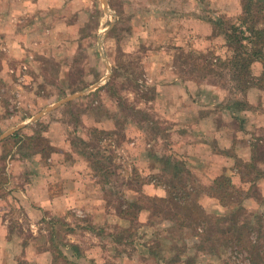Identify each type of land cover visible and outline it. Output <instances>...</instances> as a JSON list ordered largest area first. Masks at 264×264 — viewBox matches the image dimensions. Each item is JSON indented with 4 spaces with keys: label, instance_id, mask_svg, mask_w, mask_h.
<instances>
[{
    "label": "rangeland",
    "instance_id": "1",
    "mask_svg": "<svg viewBox=\"0 0 264 264\" xmlns=\"http://www.w3.org/2000/svg\"><path fill=\"white\" fill-rule=\"evenodd\" d=\"M107 1L111 14L102 0H0V137L27 126L0 141V197L16 159L37 189L29 201L45 203L50 185L55 199L66 195L51 211L70 204L40 221L38 208L9 203L4 220L26 244L38 237L53 264H66L64 255L80 264L68 243L83 253L100 242L103 264H250L248 240L264 261V129L252 127L264 122L249 106L233 112L246 94L201 67L230 53L218 23L239 25L246 0ZM250 138L252 153L239 145ZM77 139H90L107 168L78 155ZM171 191L195 204L191 221L188 205L151 207L147 197ZM143 198L144 209L127 210ZM224 228L243 234L241 247L226 245Z\"/></svg>",
    "mask_w": 264,
    "mask_h": 264
},
{
    "label": "trees",
    "instance_id": "2",
    "mask_svg": "<svg viewBox=\"0 0 264 264\" xmlns=\"http://www.w3.org/2000/svg\"><path fill=\"white\" fill-rule=\"evenodd\" d=\"M258 2V4H257ZM256 0H246L243 4V9L241 14L239 15V18L237 19L239 25L236 23L228 22H219L221 31H219L216 36L223 35L225 38V47L230 51V53L225 56V58H217L216 64H213V62L209 61L207 64H202V68L205 70V76L209 74H217L219 72V77L225 82L233 84L231 90L234 92H240L242 95H245L247 91L252 87H257L262 92V100L264 101V0L261 1ZM214 22V21H213ZM216 24V23H213ZM219 34V35H218ZM200 59H203V56L200 57ZM262 63L263 72L260 76H255L253 72V66L255 63ZM217 66H219L220 70L217 71ZM221 68L223 71H221ZM227 71L225 73L224 71ZM248 106L247 102H243V100H235L233 104L230 106V109L233 112H238L246 109ZM31 129V128H30ZM102 132H100L101 134ZM98 134V132H97ZM19 134H15L13 137L16 138V136ZM99 135V134H98ZM73 141V140H72ZM79 141L78 143L74 144L72 142V146L75 147H81L79 149H76V152L78 155H80L82 158H84L87 162H89L93 167L97 168L98 170H104L107 167L105 166V162L107 161L105 154L100 150H95L91 146V140H82L77 139ZM44 149V148H42ZM38 154L43 153V150L40 152H37ZM166 158V159H165ZM164 160H161L162 163L170 167L172 165L173 161L169 157L161 158ZM47 160V159H46ZM104 162V167L102 166ZM166 170H168L166 168ZM221 179H216L215 183H217L218 186H222L220 182L225 183L231 182V179L226 177H220ZM231 183H229L227 186H231ZM234 187V185H233ZM235 188V187H234ZM179 191V190H178ZM170 198H161V197H147L148 201L151 203V207L157 206V205H165L166 211H174L177 209L185 208L186 205L190 207V214L186 215L183 221H186L185 219H188L189 221L192 220V217H195V210L194 205L188 204L185 201L179 200V198L173 197L174 191L169 192ZM176 199V200H175ZM146 199H141L140 201L134 200V201H126L127 210H130L133 207H136L140 210L144 209V207L140 204L141 202H145ZM174 200L176 202H174ZM183 203V204H181ZM164 204V205H163ZM183 205V206H181ZM124 210V209H123ZM159 210V209H158ZM121 215H125L124 211H120ZM226 218L227 216L224 215ZM204 219V218H201ZM236 228L234 224H230V229ZM225 229L223 232V241L226 243V245L232 247V245L240 246V240L244 238L243 234L240 232L238 236L234 233L233 230ZM238 233V231H237ZM236 237V238H235ZM159 241V248L162 244V240ZM248 240L247 246L243 245V249L248 252V259L250 260V264H260L262 263L261 253L263 248L258 244V242ZM74 253L76 259H80L82 256V252L80 248L72 243L66 244ZM225 247V246H223ZM159 248H157L154 252V250H150L152 253L159 254V251H157ZM61 253V252H59ZM256 254V255H255ZM264 257V253H262ZM160 257V256H159ZM66 264H77L72 262L68 256L64 255L63 257ZM264 259V258H263ZM194 260L191 261V263L186 262L185 264H193ZM264 264V261H263Z\"/></svg>",
    "mask_w": 264,
    "mask_h": 264
},
{
    "label": "crops",
    "instance_id": "3",
    "mask_svg": "<svg viewBox=\"0 0 264 264\" xmlns=\"http://www.w3.org/2000/svg\"><path fill=\"white\" fill-rule=\"evenodd\" d=\"M253 66V71H255V65ZM255 75V74H254ZM257 76V75H255ZM246 101L249 106L250 111H258V114L254 115L259 117L264 122V111H261L258 109L263 102L262 100V92L257 87L250 88L246 93ZM263 126H252L255 130V128L261 127L264 129ZM24 128H27L24 127ZM254 140L252 138L247 139L240 143L239 145H246L248 144V147L250 148V152L252 153V149L255 146ZM235 149L237 151V148L235 146ZM240 154V153H238ZM244 154H242L243 156ZM241 156V155H240ZM34 159L42 161V158L38 155ZM53 158H49L48 160L50 162H53ZM19 162V161H18ZM17 160H11L7 162L6 165V171L8 172V179H10V182H8V192L6 193V196L0 197V264H53V257L49 252L46 250H40L39 246H37V242L41 243L40 240H38V237L34 239V241L30 244H26L23 238H19L11 229L9 223L4 220L3 216L10 212L9 203L12 205H23L24 209H27V213L31 214L33 211H35V208H38V211L40 212V221H43L44 217H47V214H57L58 216L62 217V214H67V212L70 210V204L66 203V208H59L55 211L52 210V204L54 208V204L58 199L66 198L65 193L60 194L56 199L55 197H52L50 194V185H47L46 187V202L43 203L41 201L35 202L34 200L29 201L30 196L35 191L37 192V189L34 188L30 181L28 180V177L26 175V167L23 160L21 161L24 166L22 167L20 163H18ZM47 164V163H46ZM64 195V196H63ZM1 201L4 202V204L1 203ZM15 205V206H16ZM35 214V213H34ZM38 217V214H35ZM34 222V221H33ZM35 223V222H34ZM36 224V223H35ZM34 224V226H35ZM78 245H80L79 242H74ZM42 244V243H41ZM39 244V245H41ZM103 242H100L99 244H95L93 247H91L88 250H85L82 253V256L80 259V264H103L102 260L103 258L99 255L103 254L102 246ZM18 246V248H17ZM17 248L15 252L11 253L12 255L8 254L9 252L13 251L12 249ZM68 256V255H66ZM118 257L123 261L124 257L122 254H118ZM68 258L72 259L71 256H68ZM127 255L125 257V261L127 260ZM165 259V256H161V258L158 260L163 261ZM165 262L168 263V261L165 259ZM196 264V263H193Z\"/></svg>",
    "mask_w": 264,
    "mask_h": 264
},
{
    "label": "water",
    "instance_id": "4",
    "mask_svg": "<svg viewBox=\"0 0 264 264\" xmlns=\"http://www.w3.org/2000/svg\"><path fill=\"white\" fill-rule=\"evenodd\" d=\"M102 2H103V8H104V11H105L106 13L111 14V12H110V8H109V5H108V1H107V0H102ZM76 97H77V96H72V97H70V98H67L65 101H63V102H61V103H58L56 106H53V107L49 108L47 111H49V110H51V109H53V108H55V107H57V106H59V105L65 103V102H67V101H70V100H72V99H74V98H76ZM43 114H44V112H43ZM41 115H42V114H41ZM24 127H26V126H18V127L14 128V129H12V130H10V131L4 133V134L0 137V141L3 140V139H5V138H7V137H9V136L12 135L13 133H15L16 131H18V130L24 128Z\"/></svg>",
    "mask_w": 264,
    "mask_h": 264
}]
</instances>
